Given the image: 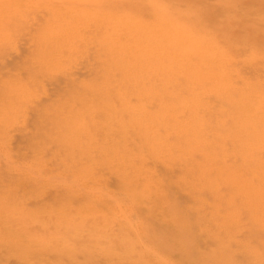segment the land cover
Masks as SVG:
<instances>
[{"label":"rangeland","instance_id":"obj_1","mask_svg":"<svg viewBox=\"0 0 264 264\" xmlns=\"http://www.w3.org/2000/svg\"><path fill=\"white\" fill-rule=\"evenodd\" d=\"M164 1L176 2L180 9L202 2L218 30L212 44L264 47V28L240 19L245 12L263 16L264 0H232L233 6L226 4L228 0ZM79 8L71 0H0V88L22 83L29 86L32 98L40 94L35 103H3L10 96L7 91L0 95V264H202L208 257L207 264H219L221 255L232 264H245L241 254L252 246H247L249 239L241 244L247 230L224 241L223 233L231 232L211 220L210 206L194 203L189 187L178 182L179 168L168 170L150 158L153 137L163 141L161 151L172 149L163 157L176 149L180 158H188L189 147L182 149L173 135L176 123L166 121L162 132L144 139L130 132L114 133L120 123L114 122L111 135L98 137L90 122H84L90 134H81L69 122L82 108L80 103H51L61 89L74 87L90 74L88 38L98 28L77 18ZM46 22L57 53L39 62L37 38ZM69 34L71 47L64 46ZM68 56L70 62L60 67ZM143 111L146 115L150 109ZM119 116L128 127L127 118ZM199 118L207 124V117ZM138 124L144 127L145 122ZM91 136L101 156L86 158L85 138ZM73 138L78 140L75 146ZM225 146L217 151L219 156L228 150ZM145 172L150 195L144 187ZM199 173L218 180L217 194L226 195L215 173L206 167ZM244 220L239 217L238 223ZM216 240L228 245L222 250Z\"/></svg>","mask_w":264,"mask_h":264},{"label":"bare ground","instance_id":"obj_2","mask_svg":"<svg viewBox=\"0 0 264 264\" xmlns=\"http://www.w3.org/2000/svg\"><path fill=\"white\" fill-rule=\"evenodd\" d=\"M71 1L81 5L77 18L98 28L88 38L92 49L90 74L74 87L61 89L51 103H80L82 108L69 122L81 129H77L81 134H90L84 125L85 121L90 122L94 127L92 134L98 137L101 133L111 135L114 122H120L114 133L130 132L135 138L144 139L149 133L162 132L164 122L176 123L173 135L182 149L184 145L189 147L188 158H180L176 149L163 157V152L172 149L164 147L161 151L163 141L158 142L156 137L150 158L168 170L179 168L178 182L189 187L194 203L198 207L210 206L211 220L231 232L223 233L224 241L246 229L248 237L241 244L246 245L249 239L247 246L251 243L261 249L257 252L252 246L246 247L247 253L241 254L245 264H264V47L235 43L230 49L227 44H212L211 38L218 30L205 14L202 2L180 9L176 2L164 0ZM225 2L233 6L232 0ZM240 16L264 28V15L245 12ZM48 28L46 22L37 38L39 62L52 59L57 53L50 43ZM66 38L64 46H73L72 35ZM68 59L69 56L63 59L60 67H66ZM21 84L0 88V95L7 91L10 96L3 103H35L36 96L31 97L29 86ZM112 103H119L118 107ZM146 109L150 111L145 115ZM119 115L127 118L128 127ZM199 117H207V124ZM138 121L145 122L144 127ZM148 125L149 130L145 128ZM86 139L89 145L84 148L85 157L93 153L101 156V149L93 145L96 138ZM76 141L73 145L78 144ZM223 145H228V150L219 156L217 151ZM201 167L215 173L221 187L227 190L226 195L217 194L218 180L206 179L205 171L200 175ZM144 175L145 191L150 195L149 173ZM207 197L209 204L203 200ZM239 217H244L243 224L238 223ZM217 245L224 250L228 244ZM211 255L215 256V252L211 251ZM223 256L220 259L225 261ZM207 259L211 258L203 259L202 264H207Z\"/></svg>","mask_w":264,"mask_h":264}]
</instances>
